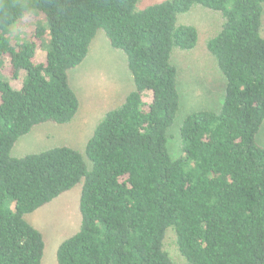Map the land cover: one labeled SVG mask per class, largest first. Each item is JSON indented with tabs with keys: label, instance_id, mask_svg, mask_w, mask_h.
Instances as JSON below:
<instances>
[{
	"label": "trees",
	"instance_id": "trees-1",
	"mask_svg": "<svg viewBox=\"0 0 264 264\" xmlns=\"http://www.w3.org/2000/svg\"><path fill=\"white\" fill-rule=\"evenodd\" d=\"M137 2L0 0V264H41L45 239L25 217L77 185L80 226L57 246V264H173L168 229L187 264H264V147L255 140L264 0ZM195 6L220 16L206 47L224 93L217 110L180 121L171 56L197 43V28L178 21ZM28 13L30 34L20 29ZM98 32L125 56L134 89L104 113L84 154L57 145L11 156L35 126L74 119L69 71ZM175 125L177 157L168 146Z\"/></svg>",
	"mask_w": 264,
	"mask_h": 264
},
{
	"label": "rangeland",
	"instance_id": "rangeland-1",
	"mask_svg": "<svg viewBox=\"0 0 264 264\" xmlns=\"http://www.w3.org/2000/svg\"><path fill=\"white\" fill-rule=\"evenodd\" d=\"M159 1L162 0H138L136 6L140 9ZM34 18L32 13L25 14L21 31L30 34ZM178 21L192 24L198 31L197 43L191 51L176 49L171 56V61L177 69V88L180 94V109L176 119L181 121L188 113L196 110H217L222 101L225 80L217 68L215 58L206 47L209 37L220 29L219 14L195 6L180 15ZM261 34L264 36V5ZM36 59H43L40 48L36 51ZM7 71L5 68V72ZM69 81L79 97V109L74 119L62 125L43 123L35 126L30 133L18 139L11 149V156L20 157L57 145H68L83 153L87 139L104 113L120 105L124 97L134 89L125 56L111 47L102 32H98L91 42L84 61L69 71ZM18 83L14 81L15 86H18ZM255 140L264 147V122ZM168 146L173 157L179 156L176 125L170 130ZM87 164L90 165L88 160ZM79 195L80 186L77 185L26 215L28 223L37 228L45 239L41 264H57V246L78 230L81 222ZM164 248L173 264H187L178 253L174 233L170 229L165 234Z\"/></svg>",
	"mask_w": 264,
	"mask_h": 264
}]
</instances>
